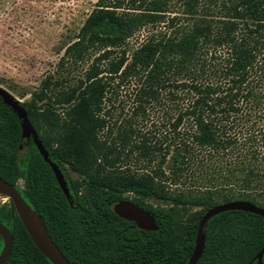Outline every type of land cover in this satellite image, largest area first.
I'll return each instance as SVG.
<instances>
[{"label": "trees", "instance_id": "1", "mask_svg": "<svg viewBox=\"0 0 264 264\" xmlns=\"http://www.w3.org/2000/svg\"><path fill=\"white\" fill-rule=\"evenodd\" d=\"M175 3L179 10L172 0H97L58 61L65 69L93 54L83 75L72 81L56 69L22 101L69 198L32 141L20 157V119L0 98V176L72 264H185L209 207L232 199L264 206V0ZM155 22L167 29L128 54V37ZM131 77L132 111L111 122L108 94ZM152 105L165 106L163 131L135 126ZM131 157L151 167L132 168ZM120 199L151 211L157 229L118 215ZM0 220L13 235L3 264H53L10 198ZM204 230L195 264H257L264 216L227 209Z\"/></svg>", "mask_w": 264, "mask_h": 264}, {"label": "rangeland", "instance_id": "2", "mask_svg": "<svg viewBox=\"0 0 264 264\" xmlns=\"http://www.w3.org/2000/svg\"><path fill=\"white\" fill-rule=\"evenodd\" d=\"M96 1L0 0V85L23 101L29 99L31 91L39 85L46 74L56 69L61 74L69 76L72 81L77 76H82L93 54L85 56L77 64H68L65 69L58 67V61L65 46L75 39L79 27ZM172 6L174 7L172 10H179L175 0H172ZM168 14H173V11ZM166 29L164 22L141 26L128 37L125 45L127 53L129 54L149 35L159 34ZM135 82L133 77L128 78L119 86L116 93L108 94L110 99H107L106 104L110 110L111 122L119 121L131 113L135 98L133 84ZM163 109L165 106L148 107V115L136 116L135 126L150 132H154L156 127L163 131L165 129ZM28 144L29 140L26 139L20 150V157L25 154ZM129 163L132 168L151 167L150 164L138 161L135 157H131ZM70 174L75 176L73 171H70ZM18 182L21 185L22 179ZM5 200H8V196L2 194L0 202ZM152 202L156 204L157 200ZM160 203L165 204L164 201Z\"/></svg>", "mask_w": 264, "mask_h": 264}, {"label": "water", "instance_id": "3", "mask_svg": "<svg viewBox=\"0 0 264 264\" xmlns=\"http://www.w3.org/2000/svg\"><path fill=\"white\" fill-rule=\"evenodd\" d=\"M0 98L8 105L20 119L21 134L24 138L31 140L39 152L43 155L44 159L50 164L56 179L65 193L66 197H70L67 180L64 176L59 165L53 161L47 149L42 144L38 137L37 131L32 125L27 116V111L22 104V100L16 98L10 91L0 85ZM0 192L8 196L13 202V205L32 240L37 245L39 250L49 258L53 264H72L67 257L63 254L58 245L53 241L49 234L46 225L42 221L41 215L27 203L19 189L11 182L3 179L0 176ZM114 211L123 218L133 220L135 224L144 229H157L154 214L142 208L138 204L129 199H120L113 204ZM227 209H242L254 212L264 216V206L258 205L246 199H232L224 202L217 203L209 207L201 216L195 236L194 247L185 264H195L205 244V230L204 227L208 219L223 210ZM0 235L3 239V247L0 250V264H3L12 249L13 235L6 224L0 220ZM264 254V244L256 254L257 264L262 263V256Z\"/></svg>", "mask_w": 264, "mask_h": 264}, {"label": "bare ground", "instance_id": "4", "mask_svg": "<svg viewBox=\"0 0 264 264\" xmlns=\"http://www.w3.org/2000/svg\"><path fill=\"white\" fill-rule=\"evenodd\" d=\"M2 195V193L0 192V196Z\"/></svg>", "mask_w": 264, "mask_h": 264}, {"label": "flooded vegetation", "instance_id": "5", "mask_svg": "<svg viewBox=\"0 0 264 264\" xmlns=\"http://www.w3.org/2000/svg\"><path fill=\"white\" fill-rule=\"evenodd\" d=\"M29 141H31V140H29Z\"/></svg>", "mask_w": 264, "mask_h": 264}]
</instances>
